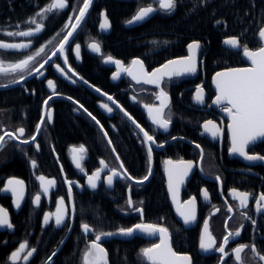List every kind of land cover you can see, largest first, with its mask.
Listing matches in <instances>:
<instances>
[{
	"label": "flooded vegetation",
	"instance_id": "obj_1",
	"mask_svg": "<svg viewBox=\"0 0 264 264\" xmlns=\"http://www.w3.org/2000/svg\"><path fill=\"white\" fill-rule=\"evenodd\" d=\"M115 1L119 4L131 3L136 6V10L131 15L120 21L118 29L120 31L121 29L140 28L145 23L131 27L126 26V21L131 19L140 6L151 3L154 7H158L155 0ZM66 2L68 6L61 13L49 14L50 18L44 21L46 25L44 30L30 38L8 36V32L27 30L33 26L26 24L25 21L20 24L14 20L4 23L5 20L1 17L3 14L0 13V42L20 43L31 41L28 49L19 52L10 50L2 53L0 54V60H4L5 63L17 62L28 54H34L41 47L44 48V52L36 58L31 67H36L47 59L56 49L59 41L67 34L68 29L65 28V24L68 23V17L70 15L74 17L78 13V5L80 3V6L82 5V0H66ZM94 4L91 6L81 28L78 29L74 37L70 38L69 44L65 47L64 56L57 55L53 57L49 64L45 65L43 69L44 76L37 77L35 74L28 76L27 73H24L27 77L25 81L8 88H0V126L4 130L11 131H15L20 126L25 127L26 135L22 139L31 136L42 112L45 111L43 101L53 92V89L48 88L47 80H53L56 91L59 93V95L53 96L50 101L53 114L52 122L45 123L38 136L37 142L40 144V151H36L34 144L21 145L27 152V155H25L24 152L14 148L11 143L0 151V189L4 188L9 178H18L25 182V199L21 201L19 209L13 204L11 193L0 195V207H3L9 213V221L14 225L12 230L0 228V251L5 249L4 253L0 255V264H8L9 254L19 247V243L25 241H27L30 248L37 249L29 264H45L47 258L54 251L56 254L60 252L68 240H71L74 244L71 255L74 256L75 263L82 264L83 251L94 236L90 233L85 237L82 233L81 223L85 221H80L79 215L76 213L77 203H82L84 200L89 201L93 198H102L108 199L114 207L113 203H115L117 193L121 197L123 196L124 202V208L118 210L120 217L131 219L126 227H132L141 222L140 214L127 207L126 200L131 196L132 200L136 202V206H140L144 210L143 222L167 227L170 231V242L173 251L177 255H190L193 258V264H218L219 253L215 251L203 252L199 248L202 225L206 218L209 219V228L217 240V246L229 231H235L243 224L244 227L241 229L240 237L230 241L227 246L228 251L240 243H254L259 248L264 249V213L257 214L255 212L254 199H250L247 210L236 208L238 202L229 195L230 190L233 188L250 192L253 196L264 192V165L260 162L249 164L239 157L229 155L230 142L227 132L229 121L227 115L218 106L215 108L210 107L215 97V92L211 88V77L216 72L225 69L215 71L211 75L209 72L207 73L206 52L203 48L204 55L200 56L198 53V60L202 59L204 63L198 66L196 74L177 78L166 85H162L169 96L170 109H166L165 112L166 114L171 113V123L167 132L158 129L149 121L148 112L144 105L159 106L160 101L156 99L159 89L154 85L137 84L126 73H121L120 77L114 80L112 76L117 68L115 64L104 63L103 57L111 55L114 59L120 60L125 67H129L134 58H139L144 62L145 70L151 72L170 59L187 55L185 52L187 45L181 55L168 59H157L155 57V59L145 60L137 56L130 59L118 58L111 51L105 49L107 37L112 32V22L105 10L97 9L93 11ZM37 11H33L31 15L33 16ZM102 12L107 16L111 25L107 33L100 28L102 20L100 14ZM162 15H165V13L157 12L151 18ZM17 25L20 27L17 28ZM93 41L101 45V53H94L88 47ZM76 45L80 46L79 58L75 53ZM157 55L161 56V52H157ZM65 58L68 59L67 65L64 64ZM56 64L65 69L66 75L57 71ZM69 66L78 76L74 77L67 72ZM244 66L243 63L240 67ZM18 76L19 74L0 75V84H7L10 79L18 78ZM78 77L83 79H78ZM72 80L77 82L72 83ZM84 80H87L88 84H84ZM197 85L204 89L206 98L204 105H198L193 100ZM96 88H99L101 93L105 95L97 93ZM108 95H111L141 127L154 135L158 144H163V147L152 145V174L142 185H137L129 180L114 178L113 185L109 188L105 185L104 177L110 173L108 169H103L101 180L97 182V188L93 190L88 187V176L102 167L100 160H104L109 168H116L121 172H123V169L119 168V164L123 162L124 168L134 178L133 181L146 175L149 167L147 148L142 143V133L115 104L108 101ZM67 97H72L73 100L78 101V104L73 103ZM101 103L109 104L113 108V112L108 113L101 108ZM79 105H83V108H80ZM83 109L91 112L100 121V124L98 125L93 121ZM207 120H212L221 128L218 139L214 140L204 133L202 125ZM65 122H69L80 133V137L75 141L67 142L62 137H56L58 132H61ZM101 125L104 131H101ZM104 132L108 134L107 139ZM0 134H2V131H0ZM172 137L178 139L173 140ZM181 137L183 139H179ZM109 139L112 141L111 146L108 144ZM196 144H200L204 150L203 159L200 156V149L195 147ZM259 144L261 143H257L251 151L259 154L257 152ZM81 145L87 150L83 154L85 156L82 161L83 172L76 168L72 159L73 152L71 151L73 148L78 149ZM113 148L116 149L115 153L112 151ZM116 155H119L120 161L116 160ZM33 159L36 161V167L31 164ZM181 159L194 162L193 171L189 173L179 191L181 203L190 197H196L197 199V221L187 226L183 224L176 211V206L172 203L168 192V178L164 163L166 160L175 162ZM39 176L56 181V187L50 189L47 196L41 192V182L37 179ZM216 176L221 177V182L216 181ZM152 178H155V182L159 185L161 205H164L166 210L164 214L160 212L155 217L146 215L147 198L151 191L150 181ZM66 181L72 182L73 195L71 203L68 201L69 185ZM129 185H132L131 190L128 187ZM202 189L209 192L210 200L208 202L204 201L201 196ZM38 193L41 194V202L39 206H36L33 205L32 200ZM61 197L64 198L65 206L69 210V216L66 217L65 223L71 224V230L66 226L57 228L54 218L48 225L43 223L44 214L54 213L56 211V200ZM140 201H143L142 205L139 204ZM229 205L233 206L234 209L231 213L227 211ZM241 211H247L250 216L256 219L255 229L250 220H244L240 216ZM226 220L228 221L227 229L225 227ZM74 227L78 233L76 238L71 235ZM112 241L128 244L134 241L136 242L135 249L137 253L142 248L160 242L159 239L147 241L139 237H130L125 240L114 238L104 240L102 246L108 253V259V248L111 251L113 249ZM23 255L24 253H21V260L17 264H24ZM246 255H250V253H246ZM226 259L227 264H234L233 259ZM50 264H52V260ZM140 264H147V262L140 258ZM255 264H260V262L257 260Z\"/></svg>",
	"mask_w": 264,
	"mask_h": 264
},
{
	"label": "snow or ice",
	"instance_id": "obj_2",
	"mask_svg": "<svg viewBox=\"0 0 264 264\" xmlns=\"http://www.w3.org/2000/svg\"><path fill=\"white\" fill-rule=\"evenodd\" d=\"M206 0H200V4H204ZM94 4V0H82V5L78 8V13L73 17L70 15L68 17V23L65 24V28L68 29L67 34L59 41L56 49L45 59L43 62L39 63L36 67H31L33 62L37 57L44 52V48L41 47L34 54H28L25 58L20 59L17 62L5 63L4 60H0V75L8 76L9 74H19L18 78H12L7 84H0V88H8L12 85L20 84L26 80L24 73L28 76L35 74L37 77L44 76L43 69L45 65L49 64L53 57L57 55L63 57L66 45L69 44L70 38L74 37L78 29L81 28L85 18L89 12L90 7ZM158 7H154L151 3H146L140 6L131 19L126 21V24H141L149 20L154 13L163 12L167 15H171L177 8L178 0H156ZM68 6L66 0H49V3L40 8L32 17H30L26 24L32 25L27 30H19L15 32H8V36L16 37H34L41 33L46 27L44 21L50 18L49 14L61 13ZM75 10V9H74ZM102 20L100 23V28L103 31L110 29L111 25L107 16L102 12ZM217 24L223 23V21H216ZM20 26L17 25V28ZM247 31V29L245 30ZM259 46L256 49H250L248 44L245 42L244 34L241 33L240 36L227 38L223 41V44L227 46L226 50L235 51L239 54L242 51V55L250 61V67L244 68H229L225 71L216 72L213 76V83L215 84L216 96L212 100V104L220 108V110L226 113L228 117L227 131L230 138V147L228 149L229 155L237 156L242 160L248 162L249 164H255L257 162L264 163V155L257 154L251 151L257 143H264V25L259 27L258 33L255 34ZM152 43H156L153 41ZM31 41L20 42V43H8L0 42V54L6 53L10 50L21 51L23 49H28L30 47ZM88 47L94 53H101V45L98 42L93 41L88 45ZM75 53L77 58L80 56V46L76 45ZM187 55L170 59L166 63L162 64L160 67L153 69L151 72L145 70L144 62L139 58H134L131 61L129 67H125L123 63L114 59L111 55L103 57L104 63L115 64L117 71L113 73L112 78L115 80L120 77L121 73H126L132 78L137 84H149L154 85L159 89L158 94H156V99L160 101L159 106L144 105L147 109L148 115L151 119L153 125L158 129H162L165 132L168 131L169 125L171 123V113L166 114L165 110L170 109L169 96L164 90L162 85H166L168 82L174 79L191 76L198 72V66L203 65L204 61L202 59L198 60V53L200 56L204 55L203 46L199 41H193L187 44ZM64 64H68V59H64ZM58 72L65 74V69L59 64L55 65ZM67 72L71 73L72 76H78V74L69 66ZM67 78V77H66ZM78 79H83L78 77ZM72 83H76V80H72ZM84 84H88L87 80L83 81ZM47 85L49 89H53L51 95H49L44 101V109L39 121L35 125V131L30 137L23 138L26 135V129L20 126L15 129V131L4 130L0 126V151H2L9 143L21 152L27 155V152L21 145L34 144L36 151H40V144L38 141V136L43 130L45 123H51L53 119L52 110L50 107V101L53 96L59 95L56 91V85L53 80H47ZM97 93H101L99 88L95 89ZM34 94V93H33ZM102 95H105L101 93ZM67 99L72 100L73 103L78 104V101L73 100L72 97H67ZM108 101L115 104L124 116L128 118L135 126L139 129V132L143 135L142 143L147 148V159L149 161V167L147 174L142 178L135 180L137 185H142L145 181L149 179L152 174L151 170V159L153 148L152 145L156 147H163V144H158L154 135L146 131L139 123L136 122L133 117L121 107L111 95L107 96ZM135 99V98H133ZM193 100L198 105H204L206 103L204 89L197 85ZM83 108V105H79ZM101 108L105 109L108 113L113 112V108L107 103H101ZM95 121L98 125L100 121L88 112L87 109H83ZM204 133L208 134L212 139H218L221 128L217 126L212 120H207L202 125ZM101 131H104L101 125ZM155 131V129H153ZM105 138L107 139V132H104ZM173 140L178 139L177 137H172ZM179 139H183L182 137ZM109 146L112 145V141L108 140ZM195 147L200 149V156L203 159L204 150L201 148L200 144H196ZM73 162L75 166L80 171H84L82 166V161L86 153V149L81 145L78 149L73 148ZM113 153L116 149H112ZM116 160L120 161L119 155H116ZM165 172L168 178V192L171 196L173 204L176 206V211L183 221L184 225H191L197 221V199L196 197H190L188 200H179V191L181 185L184 184L185 179L189 176V173L193 171L194 162L191 160H179L172 161L166 160L165 162ZM33 167H36V161L31 160ZM101 168L93 172L87 178L88 187L95 190L97 188V182L101 180V171L103 169L109 170V175L104 177V182L109 188L112 187L114 178L119 177L125 180H134V178L127 172L124 168L123 162H120L119 168L123 169V172L117 170L116 168H109V165L104 161L100 160ZM37 179L41 182L40 188L43 195L47 196L50 189L56 187V181L54 179H46L44 176H39ZM217 182H221V177H215ZM68 183V201H72V182L66 181ZM131 190L132 185L128 186ZM25 182L18 178H9L3 189H0V195H7L11 193L13 198V204L17 209L21 207V201L25 199L24 196ZM229 195L232 196L234 200L238 203L235 206L238 209L247 210L249 208L250 199H254V209L257 214L264 213V192L253 196L252 193L247 191H239L235 188L231 189ZM201 196L204 201L208 202L210 200L209 192L206 189L201 190ZM41 202V194L38 193L32 200L33 205L39 206ZM227 203V202H226ZM127 207L141 216V222L136 223L132 227H121L116 231H94V226L87 222L81 223V230L85 237L90 233L94 236L91 239L86 249L82 254V264H109L108 253L106 249L102 246V242L106 238H111L115 236L120 237H136L137 235L143 236H159V243H154L150 247L142 248L137 254L139 258L147 262V264H193V258L190 255H177L173 251L170 242V231L167 227L143 222L144 210L140 206H136L131 196L126 200ZM140 205L143 201L139 202ZM233 206L229 205L227 211L229 213L233 212ZM219 211V209H217ZM215 214V213H213ZM69 216V210L65 206V200L63 197L56 200V211L54 213H45L43 218V223L48 225L49 222L54 218L55 226L60 228L61 226H66L71 230V224H66V217ZM240 216L244 220H250L253 228L255 229L257 225L256 219H254L247 211H241ZM231 219V217H229ZM228 221H225V227L227 229ZM244 227L241 224L240 228L235 231H229L225 235L222 241L217 246V240L212 235L209 228V219H205L202 225V231L200 235L199 248L203 252L215 251L219 253L218 264H227V259L230 258L234 260V264H255V261H259L260 264H264V249L259 248L256 244H244L240 243L236 247L231 248L228 251L227 246L230 241L235 240L241 235V229ZM0 228L12 230L14 225L9 221V213L0 207ZM6 243V242H5ZM63 243V241H61ZM37 249L29 246L27 241L19 243V247L12 251L8 257V264H17L21 260V253H24L22 259L24 264H29L31 258H33ZM250 253V255H246ZM56 255L54 251L51 256L47 258L45 264H50L52 257Z\"/></svg>",
	"mask_w": 264,
	"mask_h": 264
},
{
	"label": "trees",
	"instance_id": "obj_3",
	"mask_svg": "<svg viewBox=\"0 0 264 264\" xmlns=\"http://www.w3.org/2000/svg\"><path fill=\"white\" fill-rule=\"evenodd\" d=\"M48 3L49 0H0V13L3 14L1 17L5 20L4 23L14 20L20 24L32 17L33 11L45 7ZM97 9L105 10L112 22V32L107 37L105 49L116 57L168 59L181 55L189 42L199 41L206 52V70L210 75L221 69L243 65L241 52L237 54L224 50L221 47L222 40L243 33L245 42L254 50L259 46L255 34L264 24V0H206L204 4H200V0H178L177 8L171 15L156 16L140 28L121 31L118 30L120 21L136 10L135 5L119 4L115 0H95L92 10ZM218 20L223 23L217 24ZM153 41L156 43H152ZM157 52H161V56L157 55ZM56 137H62L67 142L75 141L80 137V133L69 122H65ZM257 152L264 155V143L259 144ZM150 185L146 215L155 217L160 212L164 214L166 210L164 205H161L159 185L155 178H152ZM113 205L114 207L108 199L93 198L77 203L76 213L80 221L94 226V231L114 232L126 227L131 219H123L119 215L118 210L124 208L123 196L119 193L115 195ZM75 230L74 227L71 232L74 238L78 235ZM112 243V251L108 248L109 264H140L135 249L136 242ZM73 247L74 244L68 240L62 250L52 257V264H76L74 256L71 255ZM4 251L5 249L0 251V255Z\"/></svg>",
	"mask_w": 264,
	"mask_h": 264
},
{
	"label": "water",
	"instance_id": "obj_4",
	"mask_svg": "<svg viewBox=\"0 0 264 264\" xmlns=\"http://www.w3.org/2000/svg\"><path fill=\"white\" fill-rule=\"evenodd\" d=\"M156 1V0H155ZM90 9H91V7H90ZM89 9V10H90ZM135 25H138V24H132V25H128V24H126V26H128V27H131V26H135ZM105 33H107V31H104ZM225 40V39H224ZM223 40V41H224ZM223 41H222V43H221V47L222 48H224V49H226L227 48V46H225L224 44H223ZM185 52H186V54H188L187 53V47H186V49H185ZM235 52V51H234ZM241 60H242V62L245 64V66L244 67H250L251 66V64H250V61H248L243 55H242V53H241ZM244 67H240V68H244ZM225 70H227V69H225ZM225 70H221V71H225ZM219 72V71H218ZM215 74H213V76H214ZM213 76L211 77V81H210V83H211V88H212V90L215 92V96H216V89H215V84L213 83ZM130 77V76H129ZM131 78V77H130ZM215 98V97H214ZM213 98V99H214ZM210 107H213V108H215V107H217L216 105H213L212 104V102H211V104H210ZM147 117H148V119H149V121L151 122V119H150V117H149V115H148V113H147ZM228 118V117H227ZM152 123V122H151ZM228 132V131H227ZM228 136H229V134H228ZM229 142H230V138H229ZM231 157H237V156H233V155H230ZM242 161H244V160H242ZM244 162H246V161H244ZM261 163V162H260ZM119 164V163H118ZM261 164H263L264 165V163H261ZM116 178H119V177H116ZM130 182H132V183H135V181H133V180H131ZM136 184V183H135ZM105 185L107 186V184L105 183ZM108 187V186H107ZM173 203V202H172ZM136 237H139V238H141V239H144V240H147V241H153V240H157V239H159V236L158 235H156V236H143V235H137ZM111 238H114V239H116V240H125V239H127L126 237H120V236H115V237H111ZM111 238H106L105 240H109V239H111ZM128 238H130V237H128Z\"/></svg>",
	"mask_w": 264,
	"mask_h": 264
}]
</instances>
